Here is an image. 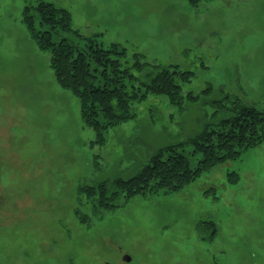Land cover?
<instances>
[{
  "label": "rangeland",
  "instance_id": "obj_1",
  "mask_svg": "<svg viewBox=\"0 0 264 264\" xmlns=\"http://www.w3.org/2000/svg\"><path fill=\"white\" fill-rule=\"evenodd\" d=\"M48 30H69L55 44L119 43L128 60L192 72L184 101L143 89L135 116L100 134L58 79ZM235 102L264 109V0H0V264H264V139L176 191L110 210L82 192L132 177L167 145L196 168L191 140Z\"/></svg>",
  "mask_w": 264,
  "mask_h": 264
},
{
  "label": "trees",
  "instance_id": "obj_2",
  "mask_svg": "<svg viewBox=\"0 0 264 264\" xmlns=\"http://www.w3.org/2000/svg\"><path fill=\"white\" fill-rule=\"evenodd\" d=\"M201 1L189 0V3L194 6ZM40 7L49 19L70 24L68 10L53 3H42ZM60 31L69 30L47 32L45 42L52 53V66L62 85L80 99L84 121L100 134L105 125L113 126L135 116L134 101L144 95L141 94L143 89L144 97L163 93L179 104L184 101L179 82L190 81L192 72L182 71L178 65L142 62L139 54L128 60L126 50L119 43L105 46L91 42L85 50H78L67 39L55 44L52 35H58ZM145 71L149 72L143 80ZM197 98L192 93L187 95L189 101L194 102ZM218 127L206 128L191 140L195 151L204 156L196 168H192L186 155L179 151V145H167L155 151L132 177L101 182L82 192L90 198L97 197L102 209L110 210L118 207L123 196L131 198L162 188L176 191L197 179L214 161L234 159L244 148L260 143L264 139V109L235 102L229 117Z\"/></svg>",
  "mask_w": 264,
  "mask_h": 264
},
{
  "label": "water",
  "instance_id": "obj_3",
  "mask_svg": "<svg viewBox=\"0 0 264 264\" xmlns=\"http://www.w3.org/2000/svg\"><path fill=\"white\" fill-rule=\"evenodd\" d=\"M126 260H127V261H130V260H131V258L127 256V257H126Z\"/></svg>",
  "mask_w": 264,
  "mask_h": 264
}]
</instances>
